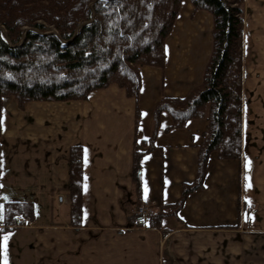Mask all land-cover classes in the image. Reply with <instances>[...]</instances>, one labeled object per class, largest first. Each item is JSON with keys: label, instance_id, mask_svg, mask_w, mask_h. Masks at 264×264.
Segmentation results:
<instances>
[{"label": "crops", "instance_id": "crops-1", "mask_svg": "<svg viewBox=\"0 0 264 264\" xmlns=\"http://www.w3.org/2000/svg\"><path fill=\"white\" fill-rule=\"evenodd\" d=\"M242 159L207 162L203 188L166 221L163 236L130 229L134 151L151 136L152 112L165 98L197 87L209 60L212 17L192 15L184 1L165 41L163 70L143 67L135 124L134 99L115 85L84 102L37 101L16 108L5 99L0 116V205L32 202L29 225L0 235V264H264V0H244ZM162 114L154 150L142 163L144 206L176 203L197 174L198 147L207 123L182 130ZM83 148L82 226L69 222L71 147ZM143 206V207H144ZM5 237L6 245H5Z\"/></svg>", "mask_w": 264, "mask_h": 264}, {"label": "trees", "instance_id": "trees-1", "mask_svg": "<svg viewBox=\"0 0 264 264\" xmlns=\"http://www.w3.org/2000/svg\"><path fill=\"white\" fill-rule=\"evenodd\" d=\"M184 1L192 15L212 17V49L201 83L183 98H161L152 112V132L134 151L131 189L135 213L126 226L172 231L166 221H179L187 197L203 188L210 153L219 160L242 159L244 0H0V116L5 99L17 109L37 101L88 100L97 90L115 85L136 104L135 124L140 118L138 99L143 67L163 70L165 41L171 34ZM182 130L193 120H204L206 130L198 147L197 174L183 184L172 205H161L142 220L144 206L142 163L154 150L160 117ZM1 137V135H0ZM70 226H82L83 148L75 145L68 156ZM32 202L9 201L0 205V235L32 222Z\"/></svg>", "mask_w": 264, "mask_h": 264}, {"label": "built area", "instance_id": "built-area-1", "mask_svg": "<svg viewBox=\"0 0 264 264\" xmlns=\"http://www.w3.org/2000/svg\"><path fill=\"white\" fill-rule=\"evenodd\" d=\"M149 212H150V209H148V207L144 206L137 211V214L140 216V218L142 220H145ZM24 223L29 225V222H27V221H25Z\"/></svg>", "mask_w": 264, "mask_h": 264}, {"label": "snow or ice", "instance_id": "snow-or-ice-1", "mask_svg": "<svg viewBox=\"0 0 264 264\" xmlns=\"http://www.w3.org/2000/svg\"><path fill=\"white\" fill-rule=\"evenodd\" d=\"M6 240H7V238L5 237V245H6Z\"/></svg>", "mask_w": 264, "mask_h": 264}, {"label": "rangeland", "instance_id": "rangeland-1", "mask_svg": "<svg viewBox=\"0 0 264 264\" xmlns=\"http://www.w3.org/2000/svg\"><path fill=\"white\" fill-rule=\"evenodd\" d=\"M8 99H13V98H8ZM14 100V99H13Z\"/></svg>", "mask_w": 264, "mask_h": 264}]
</instances>
